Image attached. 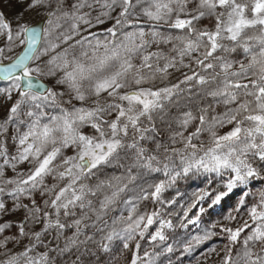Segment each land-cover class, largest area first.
Masks as SVG:
<instances>
[{
    "label": "snow or ice",
    "instance_id": "snow-or-ice-1",
    "mask_svg": "<svg viewBox=\"0 0 264 264\" xmlns=\"http://www.w3.org/2000/svg\"><path fill=\"white\" fill-rule=\"evenodd\" d=\"M14 7L11 19L0 9V80L10 82L0 88V264H115L120 245L129 264H154L147 251L140 256L139 241H165L172 221L159 210L136 214L124 196L132 185L140 200L175 204L162 194L190 174H207L208 183L219 177L226 190H201L180 226L197 224L239 188L236 215L219 228L227 240L220 264H264V190L251 205L244 190L264 182V0H15ZM33 14L40 20L26 19ZM174 73L183 78L172 83ZM190 83L201 86L195 96L204 106L181 103H192L182 95L191 89L181 87ZM152 173L168 180L149 193L137 181ZM121 203L131 206L127 216L115 214ZM241 209L248 218L230 226ZM217 223L184 251L216 236Z\"/></svg>",
    "mask_w": 264,
    "mask_h": 264
},
{
    "label": "rangeland",
    "instance_id": "rangeland-1",
    "mask_svg": "<svg viewBox=\"0 0 264 264\" xmlns=\"http://www.w3.org/2000/svg\"><path fill=\"white\" fill-rule=\"evenodd\" d=\"M15 0H12L11 3H9V0H4L3 4H0V9H2L5 12V15L9 17V19L12 18V16L16 12V8L14 7ZM95 15V13H94ZM31 19L34 21H38L40 19L39 16H36L35 14L31 15V17H27L26 19ZM111 22H108L105 26H110ZM100 28L104 26H99ZM98 29H93V31H98ZM2 46V45H0ZM23 45H20L19 47H15L14 51L12 53H8V56L12 59L14 58L22 49ZM227 55V54H224ZM233 56L236 54L233 53ZM242 58V57H241ZM9 60H5L4 62H7ZM190 74V73H189ZM177 78L182 79L183 77L180 76L179 73H174L172 77L169 78V80L172 83L177 82ZM44 79L45 83H49L47 78ZM10 82H0V88L7 87ZM159 83V81H157ZM167 83V81L165 82ZM49 86H51L49 84ZM163 86V85H160ZM181 87H187L191 89V94L185 93L182 95H193L197 92H199L201 86L196 85L194 83H190L189 85H181ZM15 98V94H14ZM11 103V102H9ZM181 103L185 105V107H192L186 105V102L181 100ZM77 106H79V103L77 102ZM222 106L216 107V112H221ZM5 108L3 106H0V118L4 116ZM216 114V113H211ZM23 118V117H22ZM146 123V122H145ZM231 125H226L224 128L219 129V132L221 134L229 131L231 129ZM23 130V129H22ZM85 134L91 135L93 133V130L90 127H85L81 129ZM203 139H207L205 136ZM73 152L70 150H65V155H72ZM28 165H19V170H26ZM105 171L109 174H116L119 175L123 171L122 169H105ZM164 177V178H163ZM166 176H162L161 174H151L150 176L146 177L147 183H145L142 180H138L137 184L140 185V187H143L147 192H151L154 189L151 187V185L155 183H159L160 181H167L165 178ZM103 178V177H102ZM225 180L227 177L224 178ZM185 182V185H180L178 187L168 188L163 194L162 199L165 201L167 200H175V204H163L160 205L159 203H154L151 199L149 200H140L139 196L141 195L140 188L134 187L130 185L129 187L133 190L130 192H127L124 196L125 199L131 198L133 202L136 204V214H143L145 212H152L154 210H159L161 213V216L159 219L162 220H171L173 224L172 229L165 228L164 233L166 236V240L156 241V242H149V240H140L141 244V250H140V256L143 257L144 251H147L150 254V259L153 260L154 264H173L171 263L173 260H175L174 264H220L221 257L224 255V245L227 243V240L225 238L224 234L219 233V228L221 225H228L229 221L225 220L224 217L228 215L229 212H232L233 215H236L235 212H233V209L235 208L237 201L233 199L236 195L241 193V190L234 189L232 193H230L228 196L224 197L219 205H216L213 210H210V214H205L201 217L200 222H198L195 225L188 224L187 227H181L180 224L182 222L181 218L183 216V211L187 209V207L195 200L196 194L201 193V190H204L206 192H210L213 195L218 193L216 191V188L219 186L223 191L226 190L223 186V183L220 181L219 177H215L210 183L211 185H208V182H203L199 179H193L191 177H187L183 179ZM245 191H248L250 193V198L248 197L247 201L249 205H251L252 202L259 199V192L264 190V182L261 181H254L252 184H250L247 188L244 189ZM204 207H207L208 198H205V201L202 202ZM131 210L130 205H124L120 204L118 206L116 215H119L121 212L124 216L128 215V212ZM197 209H193L192 212L189 213V218H191ZM247 214L244 209H241V213L239 215V223L236 221L231 222L230 226L239 227L240 224L243 222V220L247 219ZM219 222V223H217ZM183 223H187L186 220L183 221ZM217 223V228L213 231H216L218 234L212 239L200 244L195 245L193 244V247L190 251L185 252L184 251V245L192 240L197 235H203L204 231L208 228H210L211 224ZM159 227V223L157 222L151 228L149 229V232H155V230ZM135 241L132 242L131 247L134 248ZM171 246L173 248V254L174 256L167 257L168 254L166 249L168 246ZM215 248L216 251L212 252L211 249ZM121 251L116 252V256L118 258L124 257V252H128V259L131 258V252L128 250H123L122 245H120ZM122 253V254H121Z\"/></svg>",
    "mask_w": 264,
    "mask_h": 264
},
{
    "label": "trees",
    "instance_id": "trees-1",
    "mask_svg": "<svg viewBox=\"0 0 264 264\" xmlns=\"http://www.w3.org/2000/svg\"><path fill=\"white\" fill-rule=\"evenodd\" d=\"M197 93H195V94H197ZM195 94L191 95L192 103H189L187 100H183V102L185 101L186 102V105H188V106H193L196 103H199L201 106H204L203 102H200V101H197L196 100ZM208 100H211V98L209 97ZM221 110H223V106H222V109ZM107 169H111V168H107ZM152 174H157V173H152ZM159 174H161L162 176H164L163 173H159ZM189 177H191L193 179H199V180H201L203 182H208V176H207V174H190ZM165 178L168 180V177H165ZM183 179H185V178L184 177L177 178L176 183L174 185H172L171 187H173V189H175V187H178L179 184L184 186L185 185V182H184ZM208 185H211V184L208 183ZM216 191L220 192V191H223V190L218 186L216 188ZM241 195H242V193H239L238 195H236L235 197H233V199L235 201H237V199H240L241 198ZM248 197L250 198V196H248ZM248 197H246V200L248 199ZM124 254H125L124 257L119 258L118 261L115 262V264H129V261H127V259H128V255L127 254H129V253L128 252H126V253L124 252ZM174 255L175 254L170 253V254L167 255V257L169 258V257L174 256ZM167 263H169V262H167ZM171 263L174 264L175 263V260H173Z\"/></svg>",
    "mask_w": 264,
    "mask_h": 264
},
{
    "label": "water",
    "instance_id": "water-1",
    "mask_svg": "<svg viewBox=\"0 0 264 264\" xmlns=\"http://www.w3.org/2000/svg\"><path fill=\"white\" fill-rule=\"evenodd\" d=\"M38 21H39V20H38ZM23 49H24V46L22 47V49L20 50V52H19L18 54L22 53ZM18 54H17V55H18ZM17 55H16V56H17ZM16 56H15V57H16ZM15 57H14V58H15ZM14 58H12V59H14ZM10 62H11V61L9 60V61H7V62H4V64L6 65V64H8V63H10ZM0 82H7V81L0 80Z\"/></svg>",
    "mask_w": 264,
    "mask_h": 264
}]
</instances>
